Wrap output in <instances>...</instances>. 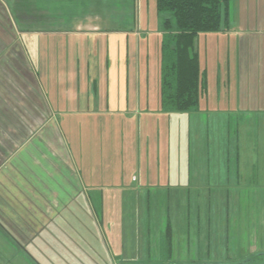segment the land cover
<instances>
[{
	"label": "rangeland",
	"instance_id": "1",
	"mask_svg": "<svg viewBox=\"0 0 264 264\" xmlns=\"http://www.w3.org/2000/svg\"><path fill=\"white\" fill-rule=\"evenodd\" d=\"M85 1L87 13L105 0ZM122 4L116 0L118 14L130 10L134 22L117 41L118 49H128L127 63L124 55H114L116 69L97 72L103 117L54 119L94 208L78 199L85 203L76 210L78 225L70 221L59 243L34 248L33 259L27 248L0 246V264H264V116H232L215 103L227 39L220 33L196 38L208 88L197 109L165 112L161 45L170 39L174 20L157 11L155 0ZM7 69L0 71L1 84L20 93L0 97L1 145L11 140L13 126L33 122L15 117L37 98L30 81L22 79L18 87V75ZM40 77L43 97L54 102L60 88L49 87L45 72ZM120 104L135 111L132 118L111 116Z\"/></svg>",
	"mask_w": 264,
	"mask_h": 264
},
{
	"label": "crops",
	"instance_id": "2",
	"mask_svg": "<svg viewBox=\"0 0 264 264\" xmlns=\"http://www.w3.org/2000/svg\"><path fill=\"white\" fill-rule=\"evenodd\" d=\"M121 1V6H131L128 0ZM87 3L0 0V71L8 68L16 72L20 88L23 80L30 81L37 95L24 107L30 110L19 108L15 117L32 119L35 127L29 126L31 123L13 126L11 140L0 143V246L27 248L30 259L35 257L34 248L59 243L70 221H77L76 210L85 204L78 199L84 198L87 204L91 199L72 168L68 145L54 119L80 114L88 119L102 118L105 111L96 101L100 87L97 72L115 70L114 55H124L127 63L128 49H118L117 41L128 35L134 22L132 12L118 14L116 0H105L86 13ZM111 7L117 15L104 11ZM231 18L228 29L219 32L227 39V49L219 79L216 77L219 92L214 96L219 99L215 103L221 102L220 108L232 116H264V0H235ZM117 22L126 27L113 28L112 23ZM42 72L49 87L60 88L54 92V102L53 98L47 101L40 90ZM4 84L0 82V97L17 92ZM84 87L88 91L84 92ZM94 88L97 90L92 92ZM120 106L111 116L132 118L135 111ZM2 109L0 101L1 114ZM94 192L92 196L98 198ZM88 205L94 208L92 203Z\"/></svg>",
	"mask_w": 264,
	"mask_h": 264
},
{
	"label": "trees",
	"instance_id": "3",
	"mask_svg": "<svg viewBox=\"0 0 264 264\" xmlns=\"http://www.w3.org/2000/svg\"><path fill=\"white\" fill-rule=\"evenodd\" d=\"M234 1L155 0L157 11H168L174 20L170 39L161 45L159 97L163 111L186 112L200 105L208 82L194 48L195 40L200 34L228 29ZM164 26L171 27L170 19Z\"/></svg>",
	"mask_w": 264,
	"mask_h": 264
}]
</instances>
